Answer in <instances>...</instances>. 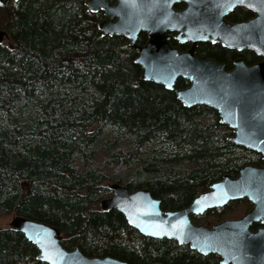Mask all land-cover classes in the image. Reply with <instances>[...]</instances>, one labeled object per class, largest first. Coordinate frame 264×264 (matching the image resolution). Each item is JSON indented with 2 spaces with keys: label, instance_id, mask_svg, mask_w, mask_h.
<instances>
[{
  "label": "trees",
  "instance_id": "1",
  "mask_svg": "<svg viewBox=\"0 0 264 264\" xmlns=\"http://www.w3.org/2000/svg\"><path fill=\"white\" fill-rule=\"evenodd\" d=\"M101 19L83 0L0 6L6 33L0 45V216L56 227L63 248L89 257L220 264L216 255L141 235L118 211L100 210L99 202L111 196L109 184L118 183L129 191L148 189L162 210H179L222 176L234 178L242 167H264V161L228 141L232 130L213 109L186 108L174 91L139 81L136 49L122 37L102 36ZM144 40L141 35L138 43ZM196 55L228 69L237 57L258 60L250 51L208 42L198 44ZM187 86L178 79L174 89ZM104 135L110 139L97 147ZM223 211L190 218L210 227ZM37 253L21 233L0 227V264H45Z\"/></svg>",
  "mask_w": 264,
  "mask_h": 264
},
{
  "label": "water",
  "instance_id": "2",
  "mask_svg": "<svg viewBox=\"0 0 264 264\" xmlns=\"http://www.w3.org/2000/svg\"><path fill=\"white\" fill-rule=\"evenodd\" d=\"M8 1L18 0H0V6ZM177 3H184L185 8L174 9ZM83 4L90 13L103 12L98 24L102 36L122 37L136 49L135 64L142 70L139 81L174 91L186 108L213 109L219 123L233 131L229 142L264 159V0H83ZM237 7L253 11L255 18L229 23L225 17ZM5 34L0 30V45ZM141 34L146 36L143 45L137 43ZM173 40L188 43V49L180 51L171 44ZM204 42L238 52L249 50L261 61L246 65L238 58L227 71L215 59L196 55L197 45ZM178 79L186 80L188 86L174 89ZM108 188L111 196L100 200V210L118 211L143 236L173 240L203 256L216 255L220 264H264V168L246 165L234 178L224 175L179 210H162L160 200L146 188L129 191L118 183ZM242 199L252 209L239 219L211 227L191 221V216ZM257 222L262 226L253 231L251 226ZM8 227L35 246L36 260L41 263L127 264L109 256H86L77 247L66 250L56 227L25 217L13 216Z\"/></svg>",
  "mask_w": 264,
  "mask_h": 264
},
{
  "label": "flooded vegetation",
  "instance_id": "3",
  "mask_svg": "<svg viewBox=\"0 0 264 264\" xmlns=\"http://www.w3.org/2000/svg\"><path fill=\"white\" fill-rule=\"evenodd\" d=\"M11 3H14V2H12V1H8L4 6H6V5H9V4H11ZM174 9H177V10H181V9H184L185 8V4L184 3H177V4H175L174 6ZM236 11H240V12H243L244 14L242 15V16H240L238 19H233L232 17H231V15L234 13V12H236ZM98 12H101L102 13V19H101V21L103 20V18H104V15H103V12L102 11H98ZM97 13V12H96ZM255 16H256V14L253 12V11H250V10H248V9H245V8H242V7H237V8H235L233 11H231L226 17H225V19H226V21H228L229 23H231V24H238V23H243V22H247V21H249V20H252V19H254L255 18ZM141 35H143L144 36V38H145V40H146V36L144 35V34H141ZM140 35V36H141ZM139 36V37H140ZM139 39V38H138ZM145 40H144V42H145ZM174 41V40H173ZM144 42L142 43V44H140V45H143L144 44ZM176 42V41H175ZM137 43H138V40H137ZM176 43H178V42H176ZM139 44V43H138ZM186 44H188V43H184V44H179L178 43V45H186ZM198 46V45H197ZM176 47H178V46H176ZM188 47H189V44H188ZM179 48V47H178ZM197 48V47H196ZM224 48V47H223ZM180 49V48H179ZM188 49V48H187ZM180 51H184V50H181L180 49ZM236 51V50H235ZM243 51H249V50H243ZM243 51H240V52H243ZM238 52V51H237ZM250 52H252V51H250ZM253 53V52H252ZM255 54V53H254ZM238 58H241V59H243L242 57H237L236 59H238ZM257 58H258V60L256 61V62H254L253 64H255V63H257V62H260L261 61V58H259L258 56H257ZM235 59V60H236ZM235 60H233L232 61V64H231V68H227L226 66H225V64H223V63H220V64H223L224 65V68H225V70H230V69H232L233 68V62L235 61ZM243 61H244V59H243ZM244 63L246 64V65H253V64H247L245 61H244ZM218 115V114H217ZM219 117V116H218ZM225 126V125H224ZM231 130V129H230ZM232 135H233V131H232ZM249 151V150H248ZM251 152H253V151H251ZM254 153H256V152H254ZM258 154V153H257ZM260 155V154H259ZM261 156V158H262V160L264 161V159H263V156L262 155H260ZM255 167V166H254ZM261 168H264V167H261ZM243 201H246L247 202V204L249 205V208H248V210H245V212L240 216V217H237V218H235V219H239V218H241L245 213H247V212H249L251 209H252V204L248 201V200H246V199H242V200H239V201H234V202H231V203H229V204H227L225 207H223L224 209L225 208H228V207H230V206H232V205H234V204H237V203H239V202H243ZM220 209H222V208H220ZM223 220H226V219H223ZM223 220H221V221H223ZM229 220H232V219H229ZM220 222V221H219ZM214 225V224H213ZM262 225L259 223V222H257V223H254L252 226H251V229L254 231V230H256L257 228H259V227H261ZM211 227V226H210Z\"/></svg>",
  "mask_w": 264,
  "mask_h": 264
},
{
  "label": "rangeland",
  "instance_id": "4",
  "mask_svg": "<svg viewBox=\"0 0 264 264\" xmlns=\"http://www.w3.org/2000/svg\"><path fill=\"white\" fill-rule=\"evenodd\" d=\"M109 139H110L109 135H106V136L104 135V136L98 138L97 139V147H101ZM243 205L244 204L242 202H239V203L234 204L228 208H225L223 213H222L221 218H223V219H235L237 217H240L244 213V212L242 213V211H245ZM246 209H247V207H246ZM240 210H242V211H240ZM11 218L12 217H8V216H0V227L8 225ZM209 218H212V216H209Z\"/></svg>",
  "mask_w": 264,
  "mask_h": 264
},
{
  "label": "snow or ice",
  "instance_id": "5",
  "mask_svg": "<svg viewBox=\"0 0 264 264\" xmlns=\"http://www.w3.org/2000/svg\"><path fill=\"white\" fill-rule=\"evenodd\" d=\"M238 2H240V3H243V2H244V0H238ZM248 7H252V5H251V4H249V5H248ZM45 258H47V257H45Z\"/></svg>",
  "mask_w": 264,
  "mask_h": 264
}]
</instances>
